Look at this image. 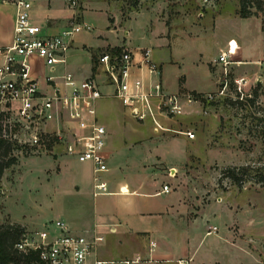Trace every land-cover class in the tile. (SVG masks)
Segmentation results:
<instances>
[{"label":"rangeland","instance_id":"374dc122","mask_svg":"<svg viewBox=\"0 0 264 264\" xmlns=\"http://www.w3.org/2000/svg\"><path fill=\"white\" fill-rule=\"evenodd\" d=\"M77 2L75 9H69L79 14ZM107 2L112 7L103 9L114 23L103 35L116 40L125 36L135 48H148L157 69L156 61L162 68L161 77L151 73L152 80L158 77L162 90L174 94L180 106L179 112L157 115L160 127L155 129L151 120L134 118L114 97L103 95L98 101L110 156L107 171L100 173L107 189L125 180L140 187L152 183L154 189L163 182L168 185L167 192L151 197L165 202L159 213L164 221L152 217L155 213L129 217L130 226L144 229L133 232L141 254L134 256L141 262L130 264H175L164 261L175 257H185L187 264H264V180L253 172L264 166V9L240 17L237 0ZM137 6V11L129 12ZM119 7L129 16L121 18ZM95 16L96 24L89 23L88 30L108 24L105 16ZM86 31L74 34L85 36ZM222 49L234 61L228 65L230 82L246 79L240 94L230 83L227 95L187 100V93L215 89L220 69L211 59ZM99 73L100 91L106 94L112 85ZM182 81L202 90L186 89ZM183 130H191L193 137L187 138ZM16 144L15 162L0 179V222H17L33 231L53 230V222L60 219L70 231L101 234L98 247L105 257L133 253L136 238L109 232L110 226H124L116 213L123 197L91 194L86 161L67 155L62 140H16ZM244 164L254 170L237 174L236 180L221 173L222 167ZM148 237L156 243L152 253L145 247ZM160 248L165 254L159 253Z\"/></svg>","mask_w":264,"mask_h":264},{"label":"built area","instance_id":"2783aa9c","mask_svg":"<svg viewBox=\"0 0 264 264\" xmlns=\"http://www.w3.org/2000/svg\"><path fill=\"white\" fill-rule=\"evenodd\" d=\"M14 6L12 34L9 42L0 44V137L7 140H62L67 155L90 164L92 175L91 193L104 191L105 182L99 173L106 170L104 140L106 127L96 114V101L102 95L93 76L77 79L68 70L60 75H45L44 82L49 90L39 88L31 74L30 59L39 58L51 70L53 64L64 63L65 51L72 35L80 29H89L88 24L73 20L56 33H45L29 17V0H5ZM66 7L75 9L77 0H64ZM138 64H143L149 74H158V67L150 57L148 48H141ZM230 60L228 52L219 50L211 59L219 66L215 89L207 92L187 93V100H208L227 95L230 83L234 92H241L244 77H227ZM131 51L125 47L101 50L95 56V67L103 73L105 81L112 85L110 95L117 98L131 116L138 120L148 119L154 128L160 127L157 115L179 112L174 94L165 93L159 78L145 83L139 76L130 77ZM233 81V82H232ZM240 97V96H239ZM21 130V132H20ZM192 138L191 130H183ZM119 191H126L120 187ZM160 191L167 192V183ZM55 229L41 228L23 230L14 242L22 253L34 252V256L18 264H130L138 256L122 259H102L91 256L95 245L102 237L72 233L60 219L53 222ZM155 242L148 239V249ZM175 264H187L185 257L174 259Z\"/></svg>","mask_w":264,"mask_h":264},{"label":"crops","instance_id":"0c3cea01","mask_svg":"<svg viewBox=\"0 0 264 264\" xmlns=\"http://www.w3.org/2000/svg\"><path fill=\"white\" fill-rule=\"evenodd\" d=\"M29 1H30V9H29L30 20L33 23L40 25L43 28V31L45 33H56L61 28L68 25V23H70V21L72 20L71 18L72 11L68 7H66L64 0H29ZM106 6L107 8L112 7V5L109 4V2H107V0H79V14L77 15L78 16L77 20L79 22H83L84 24H88V25L89 23L92 25H95L96 18L98 17L95 15L100 14L101 19H103L102 18L103 16L107 18L108 24L104 23L103 28L95 26L92 31L91 29L88 30V33L86 30H79V31H86L85 36L78 37L76 36V34H74L72 36V39L70 40L69 47L65 51L64 63L57 62L53 64V68L49 70L39 58L35 56L31 57L30 59L31 74L36 78L39 88H42L43 90H46V91L49 90V86H47V84L44 82L45 75L49 74L55 77V76L60 75L63 70H68L77 79H81L89 75L93 76L94 80L98 84V88L101 89L100 87L102 85L103 78L102 76H100L99 68L94 67V69L92 70L91 54L97 51L98 49L107 50L108 48L113 47V46H122V47L128 48L131 51L132 65L130 66V69H129L130 77L139 76L145 83L152 81V76L151 74L147 72L145 66L143 64H138L140 60L139 51L141 48H135V46H132L128 42L129 40L128 41L125 40V36L121 37L120 39L118 38L116 40L115 38H108L106 35H103L104 31H108V32L112 31V28H107V27H109V24L113 25L114 23V18L111 15V13L107 11V8H105L106 11L105 9H103ZM139 8L140 6H137L136 8H131L129 12L132 13L134 11H137ZM119 10H120V7H119ZM14 11L15 9H14L13 4L5 0H0V44L9 42L11 38ZM127 13L128 11L122 14V11L120 10L121 18L128 17L129 15ZM104 28L105 30H103ZM156 62L159 66L157 76L161 77V73H162L161 64L159 61H156ZM182 86L190 90H196V91L202 90V89H195L194 87H187L183 85V81H182ZM168 91H173V90L170 88L168 89ZM110 92L106 94L102 93L100 97H103V95L113 97L112 95H110ZM100 97L96 101V114L100 122H102L97 112V107H99V104H100V102L98 103ZM106 140H107V133H106V137L104 140V153H105L106 161H108L110 156L106 150ZM81 162H85V161H81ZM88 165L90 169V186L92 188L91 168H90L89 163ZM105 171H107V168L106 170L100 173H103ZM100 173H99V179L102 180ZM109 184L111 186L110 180H109ZM151 184L152 183L144 185L143 187H140V184L134 183L133 180H128V181L125 180V181H120V183L117 184L118 185L117 188L110 190V189H107V187L109 188V186L105 182L104 191L100 192V194L112 193V194L120 195L123 197L122 206H120L119 208H116V213L122 218V222L124 223V226L118 225L117 228H115L114 225H113L114 227L110 226L109 232H116V233L119 232L120 234H125V236L130 239L134 237L138 240V242L136 243V246L133 247V253H131L128 256H123L119 258L105 257L104 256L105 253L103 252V250L98 247L103 239V236L99 233H95V234H99L102 238L97 241L95 248L93 252L91 253V256L102 258V259H122V258H131L134 256V254L138 256L141 255L137 251V249L140 246V242H139L140 240L133 234V232L134 231H144V229H140L142 227H137V226L135 227L133 225L130 226L128 224V222H130V218L139 219L143 217L144 215L155 213L154 215H152V217H156L157 219H162L161 221H164L159 213L165 209V202L161 201L160 203L158 198H151V197L157 196L162 191H160V188L154 189L153 185ZM120 187L125 188L126 191L124 192L119 191ZM112 223H115V222H112ZM118 224H121V221H118ZM68 230L70 231L69 228ZM70 232L80 233V234L83 233V232H78V231H74V232L70 231ZM84 232H86V234L83 233L85 235L91 234L87 231H84ZM148 239L153 240L150 237L147 238L146 244H145V247L147 248H148ZM155 246H156V243L154 247L150 250L151 253L154 251ZM160 249H161L160 251L159 249L157 251H159V253L165 254L166 251L163 250V248H160ZM169 254L170 252L168 253V255ZM174 259L165 258L164 261L174 262ZM140 262L141 261L139 262L137 261V263H140Z\"/></svg>","mask_w":264,"mask_h":264},{"label":"trees","instance_id":"16d2710c","mask_svg":"<svg viewBox=\"0 0 264 264\" xmlns=\"http://www.w3.org/2000/svg\"><path fill=\"white\" fill-rule=\"evenodd\" d=\"M264 9V0H237L236 13L240 17H246L251 14H256L258 11ZM119 49V46H113L110 50ZM106 50V49H105ZM95 56L91 54L92 70L95 67ZM50 143H48L49 145ZM17 145L15 140H7L0 137V179L2 172L5 168L15 162V155L12 153L13 146ZM254 168L247 164L240 166H225L222 167L221 173L229 176L231 179L236 180L237 174L253 171ZM238 171V172H237ZM254 174L258 175L259 180H264V166H261ZM1 187V183H0ZM24 228L17 222L3 221L0 222V264H18L26 261L34 256V252L22 253L15 249L14 242L18 239Z\"/></svg>","mask_w":264,"mask_h":264}]
</instances>
